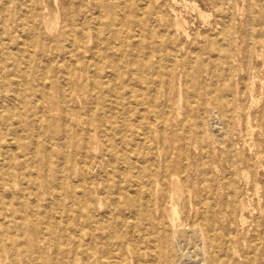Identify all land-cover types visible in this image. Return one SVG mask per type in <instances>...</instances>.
Listing matches in <instances>:
<instances>
[{"label": "rangeland", "instance_id": "obj_1", "mask_svg": "<svg viewBox=\"0 0 264 264\" xmlns=\"http://www.w3.org/2000/svg\"><path fill=\"white\" fill-rule=\"evenodd\" d=\"M0 86V264H264V0H0Z\"/></svg>", "mask_w": 264, "mask_h": 264}, {"label": "bare ground", "instance_id": "obj_2", "mask_svg": "<svg viewBox=\"0 0 264 264\" xmlns=\"http://www.w3.org/2000/svg\"><path fill=\"white\" fill-rule=\"evenodd\" d=\"M15 1V0H14ZM5 2H6V0H5ZM11 2V1H10ZM19 1H17V3H18ZM8 5V4H7ZM18 5V4H17ZM35 37V36H34ZM118 45V44H117ZM68 47L70 48V49H72V50H77L76 52H77V54H78V50H81L83 47H84V38L83 39H77L76 37H74V36H72V38H71V40H69L68 41ZM71 50V51H72ZM80 52V51H79ZM115 52V51H114ZM82 53V52H81ZM114 54V53H113ZM118 57V56H117ZM121 57V56H120ZM94 58V57H93ZM258 58V57H257ZM143 59V58H142ZM262 59V58H261ZM113 64H115L114 63V61H113ZM147 64V63H146ZM74 66H75V64H73ZM134 69V68H133ZM125 70V69H124ZM74 71V70H73ZM129 71V70H128ZM145 71V70H144ZM12 72H13V80H12V83L11 84H9L10 86H11V90H10V92L12 93V97H13V100H15L16 99V96H19L18 94V92H20V89L19 88H21V86H22V84L24 83V81H25V79L23 78V76L22 75H20V76H18V71H17V69H16V67L15 66H13V69H12ZM133 72V71H132ZM131 72V73H132ZM45 73V72H44ZM134 73H135V71H134ZM137 75V74H136ZM73 76V75H72ZM116 77V76H115ZM21 79L22 80V82H21V85L20 86H18L17 84H18V79ZM72 77H69L66 81L67 82H69V83H74V80H73V78L71 79ZM10 79V78H9ZM147 81V80H146ZM114 82V81H113ZM116 82V81H115ZM114 82V83H115ZM262 82V81H261ZM113 83V84H114ZM135 83V82H134ZM138 83V82H137ZM136 83V84H137ZM135 84V85H136ZM134 85V84H133ZM115 86V85H114ZM0 87H2V86H0ZM43 89V88H42ZM47 89V87L45 88V90ZM52 89L53 90H49V92L48 93H46V94H44V96L46 97V98H48V99H51V101H53L54 99H56L57 97L56 96H54L53 97V95H55V94H57V95H59V98L58 99H56L57 100V103L58 104H62L63 105V108L64 109H66V107H65V101H68V100H72L73 98H72V95H69V94H67L66 92H64L63 91V88H62V86H61V84H60V82L58 81V83H54V86L52 87ZM44 90V89H43ZM140 93V92H139ZM141 95V94H140ZM112 96V95H111ZM20 97H21V99L23 98L22 96H21V94H20ZM15 109V108H14ZM148 110V109H147ZM41 112H43V119L41 120V122H42V128H44V129H47L48 130V132H51L50 131V128H52L53 126H58V123H53L52 122V120L49 118V114L51 113V112H53L54 110H53V105H50V106H47V104L46 105H43L42 107H41V110H40ZM66 111V110H65ZM212 111V110H211ZM66 113V112H65ZM151 113V112H150ZM64 118V117H63ZM217 118V117H216ZM65 122V121H64ZM248 122V121H247ZM86 124L88 125V127H91V124H90V122H86ZM247 124V123H246ZM30 127H33V126H31L30 125ZM31 130V129H30ZM140 133V132H139ZM95 137V136H94ZM25 149H24V154H23V158H24V167L25 168H27L28 169V174H27V176L30 178H32V175H34V172L31 170V169H29V168H32V167H27L28 166V163L30 164V163H32L36 158H35V153L34 152H31V153H28V151L29 150H32V151H35V149L33 150L32 148H29V146H26V147H24ZM13 149H14V151H12V158H13V160H17V153L15 152V151H17L16 150V148H14L13 147ZM27 149H29V150H27ZM49 152V151H48ZM29 154H32V155H29ZM28 155L30 156V158H28ZM46 155V157L48 158V157H50V155L49 154H45ZM130 158H132V157H130ZM28 160V163H27V160ZM37 168V167H36ZM36 175H37V179H39L40 180V175H41V172L38 170V168H37V172L35 173ZM167 175H164V178L166 177ZM9 181H10V179H9ZM246 181V180H245ZM12 189V188H11ZM30 189H32V186H30ZM89 190V189H88ZM180 191V190H179ZM184 194V193H183ZM149 198H150V196H149ZM136 214H138V213H136ZM186 215V214H185ZM55 217V216H54ZM173 217V216H172ZM171 217V218H172ZM173 221V220H172ZM171 221V222H172ZM187 223V222H186ZM202 227V226H201ZM251 229V228H250ZM197 230V229H196ZM198 231V230H197ZM196 233H198V232H196ZM196 237V236H195ZM200 237V236H199ZM198 250V249H197ZM200 254V253H199ZM182 255V254H181ZM194 258V257H193ZM209 264H216V262H215V260L213 259V258H209Z\"/></svg>", "mask_w": 264, "mask_h": 264}]
</instances>
